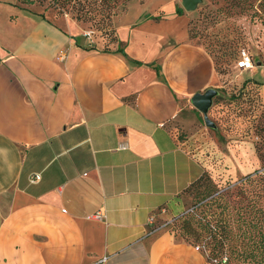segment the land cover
I'll use <instances>...</instances> for the list:
<instances>
[{
	"label": "crops",
	"instance_id": "obj_1",
	"mask_svg": "<svg viewBox=\"0 0 264 264\" xmlns=\"http://www.w3.org/2000/svg\"><path fill=\"white\" fill-rule=\"evenodd\" d=\"M176 8L128 6L105 46L0 0V264H212L167 230L145 236L204 171L177 132L218 78Z\"/></svg>",
	"mask_w": 264,
	"mask_h": 264
},
{
	"label": "rangeland",
	"instance_id": "obj_2",
	"mask_svg": "<svg viewBox=\"0 0 264 264\" xmlns=\"http://www.w3.org/2000/svg\"><path fill=\"white\" fill-rule=\"evenodd\" d=\"M235 2L201 0L195 9L186 10L182 0H129L124 10L129 6V14L133 16L144 9L157 7L156 14H162L163 8L176 3L188 15L190 38L202 44L217 59L218 78L212 87L215 94L207 111L209 123L202 113L201 121L192 128L190 136L181 130L178 132L181 139L187 141V148L202 163L203 173L216 188H224L229 181L235 182L262 166L256 151V143L262 140L256 133V127L264 112V6L257 2L255 7L242 11ZM24 5L51 18L78 22L106 46L116 42L114 18L124 12L119 11L109 23H101L90 18L77 20L73 1L33 0V3ZM227 44L230 48L223 56L219 50ZM242 48L251 53L255 63L253 68L237 66V56ZM199 192L197 187L192 186L183 192L185 209L180 213L178 209L169 213L161 211V208L156 213V224L161 226L159 231L167 230L199 245L212 264H241L237 259L228 263L227 252L215 257L211 255L210 238L204 234L198 220L204 202H200Z\"/></svg>",
	"mask_w": 264,
	"mask_h": 264
},
{
	"label": "trees",
	"instance_id": "obj_3",
	"mask_svg": "<svg viewBox=\"0 0 264 264\" xmlns=\"http://www.w3.org/2000/svg\"><path fill=\"white\" fill-rule=\"evenodd\" d=\"M19 1L22 4L33 3V0ZM64 1L74 2L77 20L90 18L101 23H109L115 14L125 10L129 0ZM257 2L258 5L264 6V0H236L235 5L242 11H248L255 7ZM176 10L183 13L181 6H177ZM228 47L230 48L227 44L219 50L223 56L227 53ZM208 53L216 67L217 59L209 51ZM256 133L262 140L256 143V151L262 161L260 168L235 182L229 181L224 188L214 187L210 178L203 173L182 191L183 195L191 186L197 187L200 191L199 200L204 202L198 220L204 234L210 238L211 255L215 257L227 252L228 263L237 259L241 264H264V112L258 121ZM178 137L181 139L180 134ZM201 187L204 188L200 190ZM207 257L210 261L208 255Z\"/></svg>",
	"mask_w": 264,
	"mask_h": 264
},
{
	"label": "built area",
	"instance_id": "obj_4",
	"mask_svg": "<svg viewBox=\"0 0 264 264\" xmlns=\"http://www.w3.org/2000/svg\"><path fill=\"white\" fill-rule=\"evenodd\" d=\"M90 31L87 32L88 35H90ZM255 65L254 63V60H253V57L251 55L250 52H248L245 48H242L240 49L239 51V56H238V59H237V66L239 68H242V69H250V68H253ZM161 211H165L164 209H161ZM95 217L97 218H102L103 217V214L102 212H97L95 214ZM148 222H149V228L146 230V233H145V236H149V235H152L156 232L159 231V229L161 228V226L159 224H156V214H152L149 219H148ZM197 247L200 248L199 245H197ZM105 259V258H103ZM224 261L226 260V257H224L223 259Z\"/></svg>",
	"mask_w": 264,
	"mask_h": 264
},
{
	"label": "water",
	"instance_id": "obj_5",
	"mask_svg": "<svg viewBox=\"0 0 264 264\" xmlns=\"http://www.w3.org/2000/svg\"><path fill=\"white\" fill-rule=\"evenodd\" d=\"M199 1L201 0H182V5L186 10H193L196 8V5L198 4ZM214 94H215L214 89L211 88L204 93L195 94L192 98L194 105L204 113L206 121L208 123L209 121L207 117V111L212 102V97Z\"/></svg>",
	"mask_w": 264,
	"mask_h": 264
}]
</instances>
